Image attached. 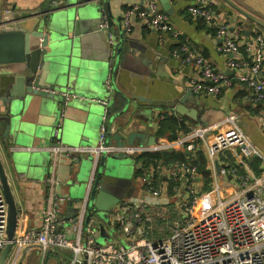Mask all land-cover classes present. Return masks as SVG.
Wrapping results in <instances>:
<instances>
[{
	"label": "built area",
	"instance_id": "2783aa9c",
	"mask_svg": "<svg viewBox=\"0 0 264 264\" xmlns=\"http://www.w3.org/2000/svg\"><path fill=\"white\" fill-rule=\"evenodd\" d=\"M196 1L189 6L191 16L216 28L221 41L217 49L228 57L227 68L234 75L217 71L211 60L196 53L189 43H180L172 48V54L184 65L193 64L197 72L188 86L195 94L218 95L237 80L252 89L247 100L261 104L263 35L256 33L253 42L243 46V25L232 29L229 23L217 22L216 0ZM134 19L154 30L160 44L170 40V16L160 0H136L122 12V24L128 34ZM63 96L65 102L76 97L71 92ZM165 114L163 110L155 113L152 124L156 135ZM158 138L155 145H108L103 126L94 147H69L56 139L49 148L53 161L61 156L74 161L80 155L91 157L89 191L75 218L68 219L62 205L69 198L59 192L60 182L53 167L46 180L41 227L17 234L11 264H26L19 261L21 252L33 247L41 251V264H46L49 254L58 248L74 253L68 264H264V154L241 128L238 114L229 113L214 124L194 125L176 140ZM170 148L204 151L211 171L210 189H205L203 174L188 162L158 161L149 166L138 162L135 171L141 174L137 193L119 201L110 212L115 240L105 245L97 243L96 218L88 203L104 153L137 157ZM255 157L261 160V175L249 163ZM7 224L8 206L0 184V252L8 243Z\"/></svg>",
	"mask_w": 264,
	"mask_h": 264
},
{
	"label": "crops",
	"instance_id": "0c3cea01",
	"mask_svg": "<svg viewBox=\"0 0 264 264\" xmlns=\"http://www.w3.org/2000/svg\"><path fill=\"white\" fill-rule=\"evenodd\" d=\"M47 1L0 0V9L4 6L7 8L16 6L17 11L33 12L42 9ZM109 1L112 13L119 19L122 12L136 2V0ZM57 2L61 6L62 2ZM171 2L174 8V13L169 14L172 35L165 45L160 44L157 33L143 24L141 20L134 19L132 21V30L128 35L132 45L137 46L139 50L135 52L131 49L132 53L126 55L123 70L126 73L128 89H131L130 86L134 88L132 83L143 88V90L133 91L137 96L145 95L151 99L167 98L172 96L170 91H174L173 94H176V92L177 94H183L186 89L190 88L188 86L189 81L191 78L197 77V72L193 64L184 65L179 57H175L172 54L173 45L176 43H189L196 53L211 60L217 71L228 72L230 76L234 75L227 68L228 57L221 54L217 49L221 41L217 37L216 28L210 27L202 19H194L191 16L189 6L197 4V1L171 0ZM92 9L84 6L78 12L80 16H83L78 17L79 21L76 24V34L81 38L85 46L83 51L80 49V61L83 64L78 67L74 80L70 85H67L66 92H71L76 97L63 104L65 108L62 117L57 122H53L54 120L51 117L44 118L42 111L39 110L38 103L33 101L22 114V123L28 129V131L23 133L26 135L23 140H29V145H23L20 139L16 141L14 135L8 140L0 136V144L8 161L11 180L20 208L21 221L18 234L32 228L38 229L41 227V214L46 203V180L51 175L50 172L53 167H55V177L60 182L58 185L59 192L69 198L62 205L63 213L68 219L71 218L73 220L75 218L76 212L85 201L89 191V181L84 180L86 179L85 173L79 177L81 165H77L76 161L64 156L53 161L49 148L56 139L62 145L83 148L97 146L100 140V132L104 126L102 117L95 114V112L88 116L89 113L87 114L80 109L88 106V101L103 94L97 87L108 77V67L104 61L109 58L111 53L107 33L100 27L98 12ZM215 9L217 22L229 23L232 29L238 24L243 25L244 31L243 37H241L244 40L243 46L247 43L251 44L256 33L264 37V27L254 24L240 13L242 11L249 14L253 19L264 25V0H216ZM44 18L47 21L48 18L45 16ZM32 22L34 21L32 20ZM54 24L58 30L64 28L62 21H56ZM245 31H251L250 35H247ZM159 51H161V57ZM238 57L240 58V56ZM160 60L162 69H159L160 75H158L155 68L157 65L158 68L161 66L159 64ZM183 65L184 68L182 69L181 66ZM151 66L155 68L152 70ZM262 74L264 76V60L262 63ZM140 80H144L148 84ZM153 81H157L158 84L161 82L162 84L167 83L169 89L167 91L169 93L166 95L161 93L160 90L162 88L154 89L155 85L152 86L150 84ZM145 84L149 85L148 90L145 89L147 86ZM103 90L105 89L103 88ZM251 92L252 89L249 86L235 80L230 87H224L218 95L196 94L198 106L201 108V115L195 120L185 117L187 119L186 123L190 124V128L194 125H210L224 119L229 113H236L240 118V126L243 131L264 154V101L259 105L250 103L247 100V95ZM90 102L92 103L93 101ZM136 103L142 111L131 113L133 128L149 135L156 134L152 122L155 113L161 111V109ZM94 109L102 111L99 106H95ZM166 110V113L170 112V115L178 119L184 117L174 109L166 108ZM121 120L123 118H120ZM56 128L58 130H55ZM181 133L183 132H179L178 136ZM57 135L58 137H56ZM23 149L35 150L40 155L37 162L30 165L32 167L29 170L18 172L10 162L9 153L10 151H22ZM79 157L81 159L88 158L87 155H80ZM137 181L139 183V178L135 177V184H137V189H139ZM222 182L224 183L223 180ZM73 184L77 185L69 188V185ZM132 192L129 191L131 195ZM40 252L36 247L24 249L21 252L19 261L26 264H34L36 259L33 256L34 254L40 255ZM14 253L15 250L13 249L6 264H11Z\"/></svg>",
	"mask_w": 264,
	"mask_h": 264
},
{
	"label": "water",
	"instance_id": "95a60500",
	"mask_svg": "<svg viewBox=\"0 0 264 264\" xmlns=\"http://www.w3.org/2000/svg\"><path fill=\"white\" fill-rule=\"evenodd\" d=\"M57 1L62 2L61 6ZM160 3L165 12L174 13L171 0H160ZM84 6L98 12L100 27L107 33L111 53L104 61L108 67V77L97 87L103 94L100 93V96L90 100L92 103L88 101V106L80 109L89 113L88 116L95 112L102 117L108 145L158 143V135H149L133 128L131 113L139 109L136 102L155 109L171 108L181 116L194 120L201 115L196 94L190 88L183 94L177 92L173 94L174 91H170L172 96L152 99L145 95H135L134 90H143L135 83H132L134 88L132 86L131 89L127 88L123 63L126 55L132 53L131 49L137 52L139 48L132 45L121 18L115 17L112 13L109 0H48L42 9L33 12L17 11L16 6L10 8L4 6L0 9V136L6 140L15 136L16 141L20 139L23 145H29V140H23L26 136L23 133L28 129L22 123V114L33 101L38 103L44 118L51 117L53 122H57L62 117L65 108L63 94L67 85L74 80L78 67L83 64L80 61V49L83 51L85 46L76 34V24L79 21L78 17H83L78 12ZM240 13L254 24L264 27L249 14L242 11ZM44 16L48 18L47 21ZM56 21H62L64 28L56 29L54 24ZM245 33L250 35L251 31ZM159 52L161 57V51ZM161 63L160 60L159 64ZM181 67L183 69L184 65ZM154 68L151 66L152 70ZM155 69L160 75L162 64L159 68L157 65ZM140 81L147 83L144 80ZM150 84L155 85L154 89L162 88L160 91L165 95L169 93L167 83L158 84L157 81H153ZM148 88L149 85L145 87L146 90ZM95 106L102 108V111L94 109ZM120 118L123 120L120 121ZM39 155V152L30 149L14 150L9 153L10 162L18 172L29 170L32 167L30 165L37 162ZM124 158H127V155L120 153H104L102 156L90 192L88 203L90 213H109L123 197L117 191L126 187L128 182H132L124 173V165L118 162ZM91 162L93 163L91 157L76 160V164L81 166H87ZM9 169L0 144V184L8 206V243L0 252V264H6L14 249V240L21 221ZM86 179L84 180L87 181ZM130 187L132 195L126 193V198L137 193L135 182H132Z\"/></svg>",
	"mask_w": 264,
	"mask_h": 264
},
{
	"label": "trees",
	"instance_id": "16d2710c",
	"mask_svg": "<svg viewBox=\"0 0 264 264\" xmlns=\"http://www.w3.org/2000/svg\"><path fill=\"white\" fill-rule=\"evenodd\" d=\"M202 25V24H201ZM204 26V24H203ZM176 43L173 46L178 45ZM163 111H167L166 108H161ZM165 118L160 121V129L157 132L158 136L166 137L169 140H176L178 138L179 132H188L190 130V124H187V119L182 117L178 119L175 116L165 114ZM136 161L143 162V164L149 166L151 163L157 164L161 161L164 164L170 162L180 163L188 162L190 165L196 167L201 174H203L206 186L205 189H210L208 183L211 181V171L208 169L207 159L203 150H199L196 153L190 152L187 149H176V150H166L163 152L153 153L149 155H141L135 157ZM252 169L257 175H261L262 170L260 169L261 160L257 157L252 158L249 161ZM141 171H137L135 177L140 176Z\"/></svg>",
	"mask_w": 264,
	"mask_h": 264
},
{
	"label": "rangeland",
	"instance_id": "374dc122",
	"mask_svg": "<svg viewBox=\"0 0 264 264\" xmlns=\"http://www.w3.org/2000/svg\"><path fill=\"white\" fill-rule=\"evenodd\" d=\"M138 111H142L141 108H139ZM118 162H121L122 166L124 165L125 175L130 180H132V182H135V169L139 161H136L134 156H127V158L121 159ZM80 167L81 169L79 171V177L85 173V177H87L86 180L88 182L90 179L93 163L91 162L87 166L84 165ZM132 182H128V185L126 187L117 191L121 197L123 196L120 199V201H123L126 199L125 194L129 193L130 188H131L130 185ZM75 185L77 184L69 185V188L74 187ZM209 205L210 203H207V206ZM94 215L96 218L95 228L97 232L99 233V235L96 238L97 243H99L100 245H105L107 242H113L115 240V235H114L115 229L110 225V217H111L110 212L109 213H96ZM33 258L36 259L34 264H41V254L40 255L34 254ZM73 258H74V253L71 250L65 249V248H58L55 253L51 252L49 254L46 264H68Z\"/></svg>",
	"mask_w": 264,
	"mask_h": 264
}]
</instances>
